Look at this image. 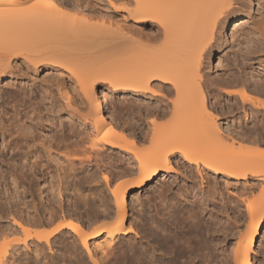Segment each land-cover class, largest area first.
I'll list each match as a JSON object with an SVG mask.
<instances>
[{
  "label": "bare ground",
  "instance_id": "bare-ground-1",
  "mask_svg": "<svg viewBox=\"0 0 264 264\" xmlns=\"http://www.w3.org/2000/svg\"><path fill=\"white\" fill-rule=\"evenodd\" d=\"M121 1L122 5H129H127V11L125 10L128 18L139 25L150 24L155 31L151 32L152 34L149 33L150 35L145 34L147 36V38L145 36V43L142 36L140 41H127L129 45L123 42L121 45L124 46L119 48L122 50L117 54L119 61L112 66H103L104 68L100 69L89 67L90 70H88L82 64L80 66L78 61V65L75 64L78 58L75 59L74 54L68 51L62 53L65 50L61 51V49V52L58 51L59 49L57 52L55 48L59 45L53 47L55 52L52 47L42 48L46 50H38L40 51L38 54L27 52V50L21 52L22 48L18 47V44L16 47L0 52V77L7 74L11 76V70H8L7 64L12 56L23 54L33 63L49 59L51 56L53 58L51 63L61 65L89 101L93 97V88L98 81H103L107 82L112 90L120 88L136 96L150 94L165 102L164 107L152 108L151 106V109H145L147 111L145 118L149 117L146 121L147 128L143 127V124L140 125L141 123L139 125H132V123V127L118 125L113 119L115 116L109 119L103 110V105L99 104V107L94 109L93 114L96 116L94 115L93 130L91 129L90 133L80 129L81 127L77 128L74 122L56 121L51 116L52 112L54 113L53 110L50 115L48 111L50 109L45 111L46 109L43 108L46 112L43 113L42 108L40 109L37 103L32 105L28 97L29 107L23 112L14 104L15 107L11 113L7 103L5 104L4 100L1 101L0 183H3L5 188L4 190L0 188V244L3 243L0 248V264H32L33 260L34 264H39L40 257H45L47 260L50 258L51 260L49 259L47 263L56 262L53 254L57 250L53 245L57 242L58 235L67 233L72 238L71 241L69 240L71 243L68 242L72 249L77 248L76 245L79 242L87 251L92 264H111L110 255L115 252L118 240L129 233L137 232L131 225V221H128L127 194L133 189L143 188L161 172L167 174L179 172V170L182 172L183 168L198 172L202 180L204 175L208 177L222 175L228 183L241 179L247 180L249 177L264 181V172L255 168L256 164H264V147L254 151L253 155L242 152L245 147H239V145H243L247 136L225 133L218 123V115L214 107H209L208 103V95L212 96L211 89L218 90V93L221 91L218 89V84L211 83L210 78L209 83L207 79L209 75L204 71V62L213 51L215 36L222 35V30L226 28L229 21L234 23L233 28L244 27L248 22L247 13L237 5L239 0ZM251 2L252 0H249V3ZM29 3L23 4L20 0H0V37L5 36L6 33L10 35L25 30L30 32V29H33L34 33L31 31L33 36L35 35L38 41L44 42L43 36L50 28L51 32L56 30L55 34L62 40L61 32L66 31L65 37H70L69 31L72 36L77 32L85 34V29L93 26L91 21L94 23V19L91 14L79 9L74 14L73 12L70 14L69 11H64L65 7L58 0H33ZM125 7L123 6L124 9ZM95 17H97L95 26L107 25L106 19ZM42 25L47 29L44 30ZM112 25L110 22V26ZM37 29L40 32L39 37L36 35ZM42 33L44 35H41ZM49 38L47 37L45 41L52 39ZM59 39L52 41L61 42ZM74 39L75 44L79 38L74 37ZM84 39L79 40L80 46L77 43L74 47L80 48L83 43L85 45ZM64 40L66 38L62 42ZM56 53L62 55L57 57ZM53 55L56 56L55 59ZM70 57L72 59L74 57L75 62ZM235 82L240 83V81ZM223 85L222 91L226 94L231 95L236 92L232 91L231 81ZM206 88H208L207 91H205ZM239 91L242 99L247 97L245 92ZM215 95L218 96L217 93ZM26 96L27 93L17 104H26ZM29 97L32 98L31 95ZM169 103L172 104L170 108ZM254 105L256 111L264 109V101H256ZM93 108H95L94 105ZM118 112L122 117L124 111L121 109ZM141 112L144 111L139 108L136 111L138 114L132 113L139 117L137 121L145 119L142 117L144 113L141 114ZM253 139L256 138L253 137ZM145 142L147 146L145 145L144 149L142 144ZM236 145H238L237 148ZM73 151L74 154L78 152L79 156L72 157ZM108 152L122 154L123 158L121 157L119 161L115 160L116 163L113 158L109 159ZM91 165L100 168L109 167V170L96 172L97 167L95 170L89 169ZM54 169L59 173L56 171L57 174L49 175L50 186L41 185L36 193L37 189L32 185L33 180L45 175V172L55 171ZM83 187L89 188L90 192L84 194L81 191ZM167 187L165 185L166 190H168ZM212 188L216 190L214 186ZM165 191L163 193L167 192ZM29 196L31 200H27ZM255 196L245 202L250 221L243 234L235 241L232 250L235 264H252L251 253L255 250L256 236L264 223V185ZM132 197L138 199V194L135 193ZM112 199L115 208H113ZM140 204L142 203L139 202ZM76 214L82 216L84 214L87 219L82 217L81 219ZM102 218L107 219L105 225L95 227L94 224ZM92 225L94 227L90 229ZM141 229L146 236L144 242L149 243L153 239L154 244L150 243L149 246L151 245L155 251V248L159 249L162 259L169 258L164 244L170 238L160 235L157 228L147 229L141 226ZM199 229V226H195L192 229L194 233L191 237L188 236L191 247L187 250L184 247L183 252L179 250V247L177 251L173 250L172 254L169 252L171 256L166 264H179L184 255L191 256V251H199L201 247V249L207 248L204 251V259L197 254L198 256L194 255L195 258L191 263L200 264L205 260L206 264H218V261L215 262L216 244H211L210 241L202 243ZM21 234L23 237L19 236ZM136 234L139 236L138 233ZM13 236L18 237L13 238ZM9 237L13 239L6 241ZM98 237L102 240L95 244V248L100 251L101 259L97 258L95 253L93 254L89 244L90 239ZM142 240L138 239L129 243L128 248L124 252L121 251L122 255L125 253L128 255L124 254L127 260L130 259L129 261L136 264L162 262L156 259L154 251L147 254V247L142 245ZM66 242H63L64 245H67ZM116 254L115 256L118 257ZM62 256L65 257V255ZM77 256L75 254L74 258ZM80 258L83 257L80 255ZM72 259L67 264H90L89 261L85 263L87 260L80 263L79 259H75L77 260L75 263ZM120 259L121 262L122 259L126 261V258H121V255Z\"/></svg>",
  "mask_w": 264,
  "mask_h": 264
},
{
  "label": "rangeland",
  "instance_id": "rangeland-1",
  "mask_svg": "<svg viewBox=\"0 0 264 264\" xmlns=\"http://www.w3.org/2000/svg\"><path fill=\"white\" fill-rule=\"evenodd\" d=\"M31 1L33 0H20V2L23 4H27V2L29 3ZM58 1H60L65 7L66 10L64 11H69L70 14L71 12L74 14L79 9L80 11L91 14L92 16H90L94 19V23L96 22L95 19L97 18L95 16H99L100 18L103 17L104 20L106 19V22L108 21V23L106 26L99 25L98 27L95 26V24L91 21V24H93L92 28L85 29V34H81L82 32L79 34L77 32L79 36L76 33L72 36V33L70 34V31L68 30L70 37H65L66 34L64 33L66 31H63L64 33L61 32V35L63 34V39L66 38V40L63 42V39L60 40L61 38L59 39L57 34H55L56 30L53 29L55 32H51L50 28L48 30L43 25L42 27L45 28L44 30L47 29L45 36L49 35L47 37H50L49 39L52 38L51 40L45 41L47 37L45 38V36H43L44 42L41 39L39 40L42 42L38 41V38L36 39L34 37L35 35L33 36L31 33V31L34 33L33 29H30V32L25 30L26 32L20 31L14 34L11 33L10 35L6 33L5 36L0 37V52L3 50L5 51V49L7 50L9 48L16 47L18 44L19 46H17L22 48L21 50L19 49L21 52L27 50V52L30 51L31 53L38 54V52H40L38 50H42V48L52 47V49H54L53 47L59 45L58 48H55L56 51L58 49V51H60L61 49V51L65 50L62 53H67L68 51V53L74 54L73 56L76 57L75 59L78 58V60L75 62L74 57L73 59L71 58L72 55H70V58L75 62V64H77L78 61L79 65L82 64L83 67L85 66V68L88 70H90L89 67L92 69H97L99 67L100 69L104 68L103 66H112L114 63L119 61V55L117 54L121 52L122 49L119 48L124 46L121 45L123 42L125 45H129L127 44L129 42L127 41H140L141 36L142 40L144 39V42L147 38L146 35H150L149 33H154L155 31L153 26L150 24L139 25L137 22H134V20L128 18L126 11L129 5L126 2L124 3L128 6L122 5L123 2L121 0ZM237 5L240 6L241 10H244L247 13L246 15L248 22L244 27L236 26V28H233L234 23L229 21L226 25V28L222 30V35L217 34L215 36L213 41V51L209 55V58L204 62V71L209 75L207 76L209 83L212 80L211 83H215L216 85L218 84V89L221 91V93H218V90H214L209 87V89L212 91V96L208 95V103L210 104H208L209 107H214V111L218 115V123L225 133L243 137L245 135V137H249L248 139L246 137V139L249 141L244 138L245 142L242 146L239 145V147H245L244 151L242 152H246L251 155L254 151L260 150V147H264V109H257L259 111L258 112L256 111V106L254 105L256 101H264V0H252L251 3H249V0H239ZM123 6H126V9H124ZM109 21L111 22V25L113 23L112 26H110ZM38 30L39 29H37V31ZM39 33L40 32L38 31V34H36L38 37ZM41 35H44V33ZM61 35L59 34V37ZM56 37L61 42L52 41L58 40ZM74 37L76 39L79 38V40H81V38L84 39L85 37V45H83L84 43H81L82 45L80 48H75L77 43L78 46H80V41L78 40L74 44V41H76ZM137 42L138 41H136V43ZM55 49L52 51L55 52ZM19 50H17V52H19ZM61 55H57L56 53L57 57H60ZM56 56L53 55L52 57L55 59ZM39 59L40 58H38V60ZM52 59L53 58L50 56L49 59L46 58L38 63H33V61H29L30 59H26L23 54H17V56H12L10 58V62L7 64V67L9 65V69H7L9 71L11 70V76L7 74L3 77H0V97H2L0 98V102H3L4 100V103L6 102L9 106L8 109L11 113L13 112V107L15 106H19L22 109V112L23 110H27L29 107L28 104L30 102L28 98H30L32 105H36L37 103L38 107H40V109L42 108L41 110L43 113H46L45 111L50 109L48 111H50L51 115V111L53 110L54 113L52 112L51 116L54 117L56 121L60 122L61 120H65V123L74 122L77 128L81 127L80 129L87 130V132L89 131L91 133L93 130L92 126L94 125L92 123L96 116L93 114L94 109H96L97 106L99 107V104L103 105V110L109 119L115 116L117 118H113L115 123L127 127L139 125L140 123V125L143 124L142 126L146 127V121L149 120V117L145 118L147 112L146 110L151 109V106L152 108L154 106L164 107L165 102H162L159 97L158 99L157 97L150 94H137L136 96L135 94L125 92L120 88L117 90H112L108 83L103 81H98L95 88H93V97H91L92 99L89 101V99L87 100V97L79 91L77 84H74L70 78V75L66 73L65 69L59 64L51 63V61H53ZM1 64L5 63L1 62ZM237 76L238 78H235ZM227 81H231L232 91L234 90L237 92L241 90L245 92L247 97L242 99L240 91L239 93L235 92L231 95H228L222 91V85ZM235 81H240V83L242 81L243 82L240 85V83L237 84ZM63 87L65 88L63 89ZM207 89L208 88H206L205 91H207ZM65 91H68L67 93L69 94H67ZM25 93H27L26 98L28 97L26 104H17L18 102H21L20 98L22 99L25 96ZM216 93L218 96L215 95ZM29 95H31L32 98L29 97ZM93 105L95 108H93ZM138 105L139 108L144 111L141 112V114L144 113L142 115V117L145 118L144 120L137 121V119H139V117L136 115L138 114L136 111L139 110ZM50 106L53 108L51 109ZM124 106H126V108H124ZM171 106L172 104L169 103V108ZM43 108L46 110L43 111ZM117 109H122L124 111L122 112V117L119 116V110ZM143 121L144 123H142ZM253 137L256 139H253ZM145 145L147 146L146 142L142 144L144 149L146 147ZM237 147L238 145H236V148ZM110 153L108 152L107 155L110 156L109 159L113 158L114 161H119L122 157V154H117L116 152ZM71 154L72 157L79 156L78 152H75L74 154L73 151ZM96 167L97 166L95 165H91L89 169L94 168L95 170ZM97 168L96 172H105L107 169L109 170V167L105 168L102 166L101 168ZM255 168L258 171L264 172V164H256ZM54 170L55 171L53 172H43L45 175H41V177L38 176L33 180L32 185L35 187V189H37L36 193H38V189L41 187V185L44 187L50 186L51 182L49 175H55L57 172L59 173V171L56 169ZM210 176L211 175H209V177L208 175H204V179L202 180L198 172H191L190 169L186 170L182 168V172H180V170L179 172H171L169 174L161 172L157 178L145 185L143 188L131 190L127 194V198H129L127 203L129 213L128 221H131V225L135 228L137 231L136 233H138L141 238L133 232L119 239L116 243L117 248L115 252L111 254L114 256L110 255V261L112 260L111 264H114L115 261V264H121L124 262L123 259L121 262L120 255L121 258H126V261L122 264H136L135 262L133 263V261H129L130 259L127 260L126 256L128 255L125 253L122 255V252L128 248L129 243L138 239L142 240V238V245L147 247V254H151L154 251L156 259L162 261L158 262L157 264H166V261L170 258L171 254L175 250H178V247L182 252L185 249L187 250V248L191 247L188 242L190 241L189 238L194 233V230L192 229H194L195 226L200 227L198 231L202 243L204 241H210L211 244H216L215 248L217 257L215 256V262L218 261V264H235L236 262L234 261L233 256L234 253L232 251L235 241H237L240 235L243 234L250 221L245 202H247V199L251 200L252 198H255L256 194L258 195V192L264 185V181L260 178L249 177L247 180L241 179L240 181H231L228 183L226 182L225 178L222 177V175H215L214 177L211 176V178ZM165 185L166 187L168 186V190H166ZM213 186L217 191L215 189V191L213 190ZM0 188L4 190L5 185L0 183ZM162 188H164V190ZM161 189L163 192L165 190L167 192L165 191L166 193H163ZM81 191H83L84 194H88L90 192L89 188L87 187H83ZM135 193L138 194V199L132 197ZM27 200H31V197H27ZM139 202L142 204L139 205ZM112 205L113 208H115L113 199ZM80 215L78 217L85 218V220L87 219L86 215ZM106 220L107 219L104 220V218L99 219L94 224V226H101L106 222ZM94 226L92 225L90 229H92ZM141 226H144L147 229L157 228L156 230L157 232L160 231V235H165L166 238H170V240L168 242L165 241L164 244L165 248L168 250L169 258L165 257L162 259L163 256L160 254V250L155 248V251L151 245L149 246L150 243L154 244L153 239L151 242L149 241V243L144 242L146 241V236L143 234V229H141ZM162 229L163 231H161ZM19 236L23 237L22 234ZM14 237L18 236H13V238ZM13 238L9 237L6 239V241L12 240ZM70 239L72 240L68 233L60 236L58 235L57 242L55 245H53V247L55 246L54 249L57 250L53 254L55 261H57H51V263L54 262L53 264H67L69 260L73 258L72 260L79 259L78 262L80 263H84L87 260L85 263H88L89 261V263L92 264L87 251L80 245L79 242L76 245L78 249H72L73 247H71ZM100 240H102L100 237L89 240L93 254L95 253L94 255H97V258L99 259H101L102 255L100 251L96 250L95 244ZM63 242H66L65 244L67 245H64ZM2 246L3 243L0 244V248ZM184 247L186 248L184 249ZM201 248L198 250L203 252V254L201 253L202 255L199 251L193 250V252L191 251L192 255H184L181 258L182 262H179V264H192L191 261L193 262L192 259H194V255L197 254L203 256L204 259V251H206L207 248ZM77 251L79 252L78 254ZM59 252L62 253V255H65V257H63ZM126 253L128 252L126 251ZM75 254L76 256L80 254L83 258H80V255L79 257L77 256L74 258ZM115 254L118 257H116ZM58 255L61 257V259ZM251 257L252 264H264V223L259 234L256 236L255 250L251 253ZM49 259L50 258H48V260ZM23 260H27V258H23ZM48 260L45 257H40L39 264H51L50 261L47 263ZM77 260H75V263H77ZM204 261H202L200 264H206ZM33 262L32 264H34Z\"/></svg>",
  "mask_w": 264,
  "mask_h": 264
}]
</instances>
